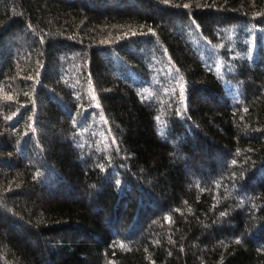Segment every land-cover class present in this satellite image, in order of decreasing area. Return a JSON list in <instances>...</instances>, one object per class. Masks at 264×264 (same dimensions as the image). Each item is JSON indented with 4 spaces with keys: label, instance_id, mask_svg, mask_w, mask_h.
<instances>
[{
    "label": "trees",
    "instance_id": "16d2710c",
    "mask_svg": "<svg viewBox=\"0 0 264 264\" xmlns=\"http://www.w3.org/2000/svg\"><path fill=\"white\" fill-rule=\"evenodd\" d=\"M0 264H264V0H0Z\"/></svg>",
    "mask_w": 264,
    "mask_h": 264
},
{
    "label": "rangeland",
    "instance_id": "374dc122",
    "mask_svg": "<svg viewBox=\"0 0 264 264\" xmlns=\"http://www.w3.org/2000/svg\"><path fill=\"white\" fill-rule=\"evenodd\" d=\"M214 54H215V53H214ZM215 55H216V54H215ZM221 59H222V58H220V57H217V58H216V61H218V62H219L221 65H222V63H223V62H222V60H221Z\"/></svg>",
    "mask_w": 264,
    "mask_h": 264
}]
</instances>
